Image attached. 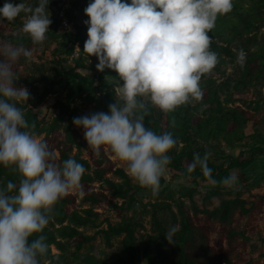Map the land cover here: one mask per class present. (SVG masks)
I'll return each mask as SVG.
<instances>
[{"label": "trees", "instance_id": "16d2710c", "mask_svg": "<svg viewBox=\"0 0 264 264\" xmlns=\"http://www.w3.org/2000/svg\"><path fill=\"white\" fill-rule=\"evenodd\" d=\"M247 1L248 5H245L244 0H232V10L227 14L235 21L222 16L215 21V27L210 32V48L219 54V63L201 78V100L182 105L167 114L159 108L155 110L147 107L149 114L145 116V126L156 134L171 132L178 141L168 153L171 157V163L166 167L169 179L171 182L184 180L194 187L181 188L178 199L175 192L167 196L175 203L177 213L173 211L172 203L152 205L155 234L147 236L140 247L137 237L139 223L134 220V216L123 217L122 222L113 225L104 218V212H116L122 216L125 212L133 211L136 215L138 195L151 191L140 187L125 170L117 168L110 159V156H114L110 150L102 147L100 155L92 162L73 156L75 149L88 146L82 142L79 132L73 129L76 114L72 112L65 121L73 102L83 96L96 95L106 107L115 103V100L120 103L122 101L117 90L109 86L103 77L96 78V75L90 74L92 68L89 56L83 51L85 33L74 17L79 7L78 2L75 1L64 16L73 26L72 32L61 31L65 19L52 14L55 8L60 7L61 0H49L48 14L52 23L46 39L57 43L54 51V70L57 75L45 76V94L37 107L22 109L29 125H35L29 131L35 136L44 135L42 140L55 152L58 163L71 157L84 166L86 171L82 176V189L78 190V195L83 196V203L103 212H96L94 208L81 211L73 209L77 202L76 195L69 194L61 198L54 206L52 218L43 232L31 238L35 239L39 235L46 237L49 250L47 256L41 259V264H63L71 242L76 245L75 257L79 259V252L95 239L94 236H87L81 228L100 229L104 223L108 228L98 233L108 246H112L115 238L123 237L119 254L117 257L104 259L87 255L81 260L83 264H143V261L145 264H264V238L261 239V246L255 248L253 253L246 252L252 241L251 235L257 229L255 223L264 213V194L253 202L240 197L223 200L213 210H201L194 202L198 190L208 184L217 188L205 196V202L210 203L214 197L222 194L223 187H228L220 181L234 175L235 171L246 170L257 156L264 155V96L256 98L255 93L259 85H264V37L258 34L259 24L264 21V0ZM5 2L11 1L0 0V8ZM21 2L33 7L38 5V0L28 3L25 0H15L11 3ZM127 2L131 3V0ZM25 19L24 13L11 22L0 18V42L28 49L33 54L43 42L33 44L30 36L22 31ZM240 49L247 54L243 66L237 63ZM25 61L26 58L21 56L13 66L17 79L14 85L18 88L21 84L38 81L22 68ZM229 62H236L237 76L232 80L227 78L226 82L219 85L211 73H221L222 67ZM107 70L111 76L119 79L117 73ZM63 83L68 88L65 102L55 96L57 87ZM46 96L50 98L45 100ZM236 103L240 105L235 106ZM173 117L176 120L175 127L171 124ZM64 122L65 126H62ZM249 124L255 128L250 136L245 133ZM224 147L232 151L242 148L249 151L250 156L244 157L245 152H242L236 158L227 153ZM206 151L211 153L208 161L212 170L211 179L205 177L198 166L192 172L187 170L193 155L200 153L203 156ZM109 175L116 180L109 178ZM21 179L18 172L0 165V188H6L9 181L19 185ZM238 179L244 187L248 185L246 175L240 174ZM95 184H99V187ZM166 186L167 180L162 176L160 188ZM164 193L159 192L158 196L165 197ZM185 198L190 200V205L185 203ZM165 212L171 214L169 221L159 216ZM175 225L180 228L174 235L173 242L169 243L165 233ZM53 247L60 254H55Z\"/></svg>", "mask_w": 264, "mask_h": 264}, {"label": "clouds", "instance_id": "9594fccd", "mask_svg": "<svg viewBox=\"0 0 264 264\" xmlns=\"http://www.w3.org/2000/svg\"><path fill=\"white\" fill-rule=\"evenodd\" d=\"M48 5L49 0H38L35 7L5 2L0 18L11 22L24 13L22 31L40 44L52 23ZM232 7V0H91L84 9L89 19L83 51L97 58L98 71L117 73L122 103L115 100L109 112L76 117L73 123L83 128L95 155L102 147L110 150L124 163L127 175L153 197L159 194L161 177L171 163L168 153L178 141L171 132L156 134L145 126L149 111L142 98L165 114L201 100V78L219 63V54L210 48V32L217 17ZM21 56L30 58L32 52L0 42V165L22 177L19 185L9 181L0 188V264H41L49 250L46 237L31 238L43 232L61 198L82 189L86 171L71 157L58 163L47 142L29 131L35 125H29L18 105L27 104L30 92L14 85L13 66ZM246 56L240 49L237 63L243 66ZM171 124L176 126L174 117ZM210 156L207 151L203 156L195 153L188 172L198 166L211 179ZM236 180L229 175L220 183L231 186ZM179 228L165 233L169 243Z\"/></svg>", "mask_w": 264, "mask_h": 264}, {"label": "rangeland", "instance_id": "374dc122", "mask_svg": "<svg viewBox=\"0 0 264 264\" xmlns=\"http://www.w3.org/2000/svg\"><path fill=\"white\" fill-rule=\"evenodd\" d=\"M11 2H15V0H9ZM32 0H25L26 3L31 2ZM78 2L79 7L74 13V17L78 19V23L80 26H82L84 33H85V27L82 24V21L85 23L89 19L88 16L85 15L84 9L87 7V5L91 2V0H61L60 7H57L54 9L52 14L54 16H60L65 19V12L69 10L74 2ZM245 5H248V1L244 0ZM227 17L228 19L235 21V19L230 16L229 14H223L219 15L220 17ZM67 20V19H65ZM64 22V20H63ZM70 24V23H69ZM69 30L65 26L62 25L61 31ZM74 31L73 26L70 24V30ZM230 32V31H229ZM258 34L260 37H264V21L259 24V30ZM230 38H233L231 34H228ZM86 38V34H85ZM87 40V39H86ZM235 41L232 42V46H234ZM57 48L56 42H49L47 39L43 41L41 46H39L35 53L32 54L30 58H26V61L23 63L22 68L28 72L33 78H35L38 81H30L28 83L21 84V87L27 88L30 92V98L27 101V104H20L21 108L24 109H31L38 106L39 100L44 97L45 94V87L46 84L43 82L45 76L53 75L56 76V72L54 70L55 64H54V51ZM89 63L92 68V72L90 74L96 75V78L103 77L104 80L107 82L109 86H113L116 90L121 86L120 80L111 76V74L108 72L107 69H105L103 72L98 71L96 68V64L98 63V60L95 56L89 57ZM211 76L218 82V84H222L223 82L227 81V78L230 80L234 79L237 76V67L236 62H229L227 66L222 67V72H212ZM55 96L58 97L62 101H66L67 95H68V88L63 83L61 86L57 87ZM256 98L264 96V85H259L256 88ZM50 96H46L45 100H48ZM121 99V98H120ZM144 103L149 109H157L156 106L152 105L150 100L147 97L142 98ZM240 105V103H236L235 106ZM74 112L76 114V117H83V116H91L93 113L98 112H109V107H106L105 105L101 104V101L99 97L96 95H90V96H83L82 98L76 99L73 104L71 105L70 114L65 116V121H67L70 118L71 113ZM73 113V114H74ZM52 119V118H51ZM62 126H65V122L62 124ZM73 129L77 130L81 136V140L84 144H87L85 138H84V130L82 127H77L76 125H73ZM255 131V128L252 124H249L245 130L246 135L250 136ZM63 132V131H62ZM40 139L44 138V135L37 136ZM226 147H224L225 149ZM227 153L236 155L235 150L227 149ZM242 152L244 153V157H249V151H244V149L241 148L240 154ZM73 156H80L83 159H87L90 162H92L95 158L98 156L95 155L92 151V149L89 147H83L82 149H75L72 153ZM240 156V155H239ZM110 159L115 164L117 168H122L125 170L126 166L123 162L119 161L115 156H110ZM126 171V170H125ZM240 174L246 175V178L248 179V185L244 187L242 181L238 179V176ZM234 175L237 177L236 182L228 187H223L222 194L219 196L214 197L210 203L205 202V196L208 192L211 190L217 189L216 187H212L208 184L203 185L202 188L198 190V193L194 196V202L198 206L199 209H208L213 210L220 206L221 202L223 200L227 199H234L237 197H240L243 200H247L249 202H253L256 200L258 196H261L264 194V155L257 156L254 159L253 164L248 167L244 171H235ZM167 180V186L160 188L159 192H165V197H153L150 192H141L138 195V213L135 215L133 211H128L123 213L122 216H119L116 212H104V218L108 219L111 224L116 225L123 221V217L131 218L134 216V220L139 223V229L137 232V237L139 240L140 247L143 246L144 240L149 235H154V227H153V219L152 215L154 212V208L152 205L156 203H172L173 204V211L177 213V208L175 206V203L172 202L169 197L171 192H175L177 194L176 199H178L180 196H178V192L181 188L188 187L192 188L194 186L190 185L188 182L184 180H178V181H172L169 179V176L165 170V173L163 175ZM109 178H112L116 180L115 177L112 175L108 176ZM95 186L98 188L99 184H95ZM248 189V190H247ZM70 194L77 196V202L76 205L73 207V209H77L78 211L94 208L96 212H103L102 210H98L96 207H92L87 203L82 202V195H78V190L75 192H72ZM168 199V200H167ZM185 203L190 205V200L185 198L183 199ZM121 203V201H120ZM264 210V206H263ZM159 216L162 219H165L169 221L171 219V214L169 212L160 213ZM255 226H257V229L254 233H252V241L248 248L246 249V252L253 253L255 248L261 246V239L264 238V213L260 215L259 220L255 223ZM108 225L104 223L100 229H94V228H81V231H83L87 236H94L95 239L91 243L85 245V247L79 252V259L75 257L76 254V245L74 242H71L67 252L65 253V262L63 264H83L81 261L84 259L87 255H91L97 258H113L117 257V255L120 252L121 242L123 240V237H118L113 240L112 246H108L101 234L98 232L102 229H107ZM53 252L55 254H60V252L53 247ZM174 258V257H172ZM146 262L143 261V264Z\"/></svg>", "mask_w": 264, "mask_h": 264}, {"label": "water", "instance_id": "95a60500", "mask_svg": "<svg viewBox=\"0 0 264 264\" xmlns=\"http://www.w3.org/2000/svg\"><path fill=\"white\" fill-rule=\"evenodd\" d=\"M82 24L84 25V27H85V34H86V39L88 38L87 37V25L82 21ZM240 150H241V148H238V149H236L235 151H236V155H234L236 158H238L239 157V155H240Z\"/></svg>", "mask_w": 264, "mask_h": 264}, {"label": "built area", "instance_id": "2783aa9c", "mask_svg": "<svg viewBox=\"0 0 264 264\" xmlns=\"http://www.w3.org/2000/svg\"><path fill=\"white\" fill-rule=\"evenodd\" d=\"M63 26H65L67 29L70 30V24H69V22L67 20H64Z\"/></svg>", "mask_w": 264, "mask_h": 264}]
</instances>
